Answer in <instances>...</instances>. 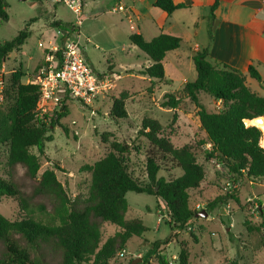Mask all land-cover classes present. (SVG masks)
<instances>
[{
  "label": "rangeland",
  "instance_id": "rangeland-1",
  "mask_svg": "<svg viewBox=\"0 0 264 264\" xmlns=\"http://www.w3.org/2000/svg\"><path fill=\"white\" fill-rule=\"evenodd\" d=\"M4 1L8 20L0 23V42L11 40L24 28L29 31V36L19 49L7 55L0 66V72L6 78L0 93L1 108L8 105L4 92L9 89L11 74L21 72L23 77L20 82L25 84L42 63L44 53L38 43L51 42L55 34L68 31L55 27V23L62 22L70 29L76 22L74 13L62 3L53 4L45 0ZM80 1L82 15L79 30L83 40L89 39L88 44H83L87 60L95 75H106L112 87L105 94L106 98L99 99L91 107L77 101L68 102L67 114L59 121L67 132L64 133L60 126L51 128L46 134L50 141L45 143L44 153L40 156L35 148L30 149V153L39 158L40 168L36 178L44 170H52L69 199L82 207L88 198L90 186V173L84 171L83 167L103 158L110 151V144L118 142L129 146L124 160L133 177L144 182L145 156L151 146L140 133L141 122L144 118L155 119L162 127V136L173 147L190 146L197 163L203 166L204 180L200 189L190 191L189 206L198 212L207 208L208 218L194 217L188 229L171 234L164 221V211L158 209L155 197L128 192L125 196L128 204L125 218L140 219L147 230L140 238L133 237L126 243L121 249L125 251L123 257L118 256V250L106 264H158V256L168 264H177L181 247L187 251L188 264H264V228L260 227L264 211V181L231 176L223 166L216 167L217 158L206 160L205 154L210 148L207 144H201L205 134L199 125L198 108L184 95V86L177 88L181 77L188 82L195 79V69L168 73L172 83H163V80L161 89L157 88V82L149 84L140 81L142 71H137L130 79L120 80L118 77L125 74L117 67L127 60L128 53L132 55L134 52L131 58L136 61L135 64L145 63L143 58H148L129 43L123 23H119L121 13H106L112 9L114 1H110V6H106L108 3L105 0ZM122 93L127 95L124 105L128 116L126 120L112 114L113 100ZM163 94L179 98V107L175 110L162 108ZM198 99L207 112H218L222 108V103L217 105L205 94H200ZM6 156L7 148L0 146V177L16 183L23 193L29 195L34 181L24 176V169L20 166L10 172ZM181 174L169 158L160 161L158 177L170 180ZM233 180L238 184L235 189L230 187ZM34 203L43 204L49 212L54 201L44 195L33 199ZM197 205L200 206L199 210H196ZM0 214L11 221L24 217L15 198L1 196ZM116 231L115 226L103 224L102 242ZM169 236L170 240L165 244ZM154 243L158 248L152 252L151 244ZM2 252L0 244V257ZM43 252L47 264L59 263L60 257L50 247L43 246Z\"/></svg>",
  "mask_w": 264,
  "mask_h": 264
},
{
  "label": "trees",
  "instance_id": "trees-1",
  "mask_svg": "<svg viewBox=\"0 0 264 264\" xmlns=\"http://www.w3.org/2000/svg\"><path fill=\"white\" fill-rule=\"evenodd\" d=\"M217 5L218 0H213L211 18ZM154 7L170 15L185 6L175 5L172 0H155ZM7 20L5 1L0 0V23ZM55 27L69 30L62 22L55 23ZM28 36L29 31L24 28L11 40L0 42V66L9 53L24 44ZM128 41L151 61L141 74L163 81V59L168 52L180 47L181 39L160 34L146 41L142 35L134 33L129 35ZM206 57L204 50L194 54L192 62L196 77L182 90L198 108L199 125L205 134L201 144L211 145V151L205 154L206 160L216 157L231 176L264 181V148L259 145L261 131L252 123L248 127L244 125L246 120L264 118V97L246 86L239 71L226 65L221 68L213 66ZM247 73L249 78L261 84V77L252 66L248 67ZM11 75L9 89L4 92L8 105L0 107V146L7 148L9 171L20 166L24 169V176L34 183L30 194L26 195L16 183L0 177V196L15 198L24 213V217L15 221L0 214V244L3 247L0 264H47L43 246L50 247L60 257L58 264H106L131 238H140L147 230L140 219L125 218L128 209L125 196L128 192L155 197L158 209L169 218V221H164L171 234L192 225L198 211L189 206L190 191L200 187L204 168L197 163L190 146L173 147L162 136V127L155 119L144 118L141 122L140 133L151 146L145 156L144 182L133 177L124 160L129 146L118 142L110 144V151L103 158L83 167L90 173V186L82 207L69 199L52 170H44L37 179L39 158L30 153V149L35 148L40 156L44 153L45 143L50 141L46 134L51 128L60 126L64 133L67 132L59 124L67 114V105L64 104L60 112L51 116L47 125L37 123L34 110L39 84L21 83V72ZM200 94L221 101L222 108L218 112H207L199 104ZM126 99V93H122L113 100L112 114L118 119H128L124 108ZM179 105V98L172 94L163 95L162 108L175 110ZM167 158L182 172L181 176L170 180L157 176L160 161ZM44 195L54 201L49 212L43 204H32L33 199ZM204 211L209 213L207 208ZM261 217L260 227L264 228V211ZM103 224L113 225L117 231L102 242ZM169 240L170 236L165 244ZM157 248L156 243L151 244L150 251ZM187 259V251L181 247L177 264H188ZM158 264L168 263L158 256Z\"/></svg>",
  "mask_w": 264,
  "mask_h": 264
},
{
  "label": "crops",
  "instance_id": "crops-1",
  "mask_svg": "<svg viewBox=\"0 0 264 264\" xmlns=\"http://www.w3.org/2000/svg\"><path fill=\"white\" fill-rule=\"evenodd\" d=\"M105 1L108 3L106 6H110V1L113 0ZM154 2L155 0H119L112 2L111 8L122 6L123 10L118 11L121 13L119 23H123L127 38L136 33L146 41L160 34L181 39L180 47L168 52L163 59V83H172L171 75L168 74L170 72L192 71V57L204 50L210 64L219 68L226 65L239 71L246 86L258 96L264 97V0H218L213 18L210 17L213 0H172L173 4L185 7L170 15L155 8ZM109 10L106 13L111 14ZM132 55L128 53L127 60L117 67L125 74L118 77L120 80L130 79L137 71H142L151 64L145 58V63L135 64ZM249 66L258 72L261 84L249 78ZM139 77L140 81L149 84L157 82V88L161 89L163 85L162 81L140 74ZM187 82L186 78L181 77L177 88L182 89ZM104 98L105 95L99 99Z\"/></svg>",
  "mask_w": 264,
  "mask_h": 264
},
{
  "label": "built area",
  "instance_id": "built-area-1",
  "mask_svg": "<svg viewBox=\"0 0 264 264\" xmlns=\"http://www.w3.org/2000/svg\"><path fill=\"white\" fill-rule=\"evenodd\" d=\"M53 4H64L76 17V22L64 34H56L51 42H39L38 47L43 50L42 63L26 83L39 84V96L34 110L36 122L47 125L51 116L60 112L64 104L77 101L85 107L94 105L112 87L111 80L104 75H95L93 67L87 57L83 55V44L89 43L82 39L79 27L81 25L82 4L80 0H45ZM122 6L111 9L112 12L122 11ZM59 39V41H58ZM57 42V43H56ZM5 76L0 72V93L5 83ZM1 99V96H0ZM221 101H216L219 105ZM211 151V145L207 144ZM216 158V157H215ZM216 167L223 164L216 159ZM232 181L231 188L237 187ZM200 206H196L199 210ZM169 221L168 217H164ZM163 218V219H164ZM124 250L118 252L123 257Z\"/></svg>",
  "mask_w": 264,
  "mask_h": 264
},
{
  "label": "bare ground",
  "instance_id": "bare-ground-1",
  "mask_svg": "<svg viewBox=\"0 0 264 264\" xmlns=\"http://www.w3.org/2000/svg\"><path fill=\"white\" fill-rule=\"evenodd\" d=\"M246 123V126L248 125H254L261 131V138L259 141V145L264 148V119L262 118H256L249 121H244V124ZM252 123V124H251Z\"/></svg>",
  "mask_w": 264,
  "mask_h": 264
},
{
  "label": "water",
  "instance_id": "water-1",
  "mask_svg": "<svg viewBox=\"0 0 264 264\" xmlns=\"http://www.w3.org/2000/svg\"><path fill=\"white\" fill-rule=\"evenodd\" d=\"M83 55L85 57H87V54L85 51H83ZM262 119H264V118H262ZM246 121H249V120H246ZM244 125L246 126V124H244ZM246 127H248V126H246ZM194 217L195 218H208V214L204 210H201L198 213H196Z\"/></svg>",
  "mask_w": 264,
  "mask_h": 264
}]
</instances>
